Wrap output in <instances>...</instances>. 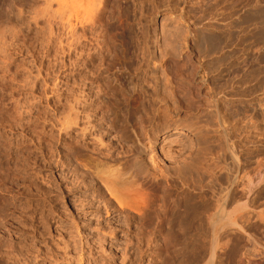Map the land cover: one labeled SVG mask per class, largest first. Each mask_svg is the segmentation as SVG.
<instances>
[{
  "label": "rangeland",
  "instance_id": "1",
  "mask_svg": "<svg viewBox=\"0 0 264 264\" xmlns=\"http://www.w3.org/2000/svg\"><path fill=\"white\" fill-rule=\"evenodd\" d=\"M76 2L77 4H79V6L82 5L84 9L89 7L86 0H77L75 1V3ZM96 2H98V0ZM99 2L101 4V7L104 6L103 10L100 12L102 16L99 14L101 18L100 24L102 26L100 24L96 26L93 36L95 37L96 35L97 37H100V38L104 37V40L102 41L101 39H99L102 42V44L99 45L96 43H92L91 46L89 47L91 48L92 51H95L96 49L98 54H101L102 58L104 59H105L104 56L106 57L108 56L107 59H112L115 52L119 54L122 51H125V55H126L125 59H127L125 64H127V67H128L127 68L128 71L126 72H119L118 69L116 70L118 73L117 75H119L120 82L119 81L114 82V84H119V86H121L122 84L123 86L122 88L124 90L121 88V89H116L117 91L116 93L111 92L107 89L108 88L106 87L107 84L105 82H102L103 84L101 85L103 87L101 85L99 86L101 87V90L104 87H106V90L104 88L103 91H101L102 92L100 94L101 97L98 100L99 103L98 101H96L94 102L93 105L87 106V108L88 109L91 108L92 111L93 109L94 110L96 109L95 111H93V113L96 112L95 116L97 113L98 115L100 113L99 116L98 115L96 116V118H98V122H96V124L101 123L103 125L102 126L103 129L106 125V128L104 130H102V127L99 128L102 131L101 133L97 132L99 136L103 133L100 136V139L102 138L101 139L102 143L109 144L110 147L114 149V150L112 149L110 150L113 151L115 155H117L119 151L121 152L125 151V149L123 148L124 146L126 148L130 146V142H126V141L125 142L119 141L120 142L119 144L118 140L116 139L118 137L117 136L118 129H117V132L111 131L108 133L105 131L108 125L110 124V122L108 121V119H106L107 122H109V124L107 122L105 124L102 118L111 117L110 116L111 113L112 114L115 113V114L112 115L113 117H111L110 120H112V118L115 117L116 120L114 121L116 125L118 124L117 125L118 127L121 124L123 125L125 123L123 125L125 128L128 126L127 129L131 130L135 126V129H138L141 132H143L142 131L143 129L145 134H147L148 132L151 133L154 129H156V127L160 128V126L165 121V118L167 115H171V116H173V114L179 115V112L177 111L179 110V107L176 104V102L171 99L173 97V92H172L173 88L171 87H174V85H171L169 88L170 90V92H168L169 96L168 95L167 97L165 96L167 98V101L165 102V104H161L157 102L155 99V95H154V99H155V102H154L155 105L153 108L154 110H152V112L150 110L147 111V109H149L148 108L149 106V102H148L149 96L148 95H150L152 91L149 89V87L147 88V84L145 83V79L143 78L145 77L144 76L145 70L149 74L152 67L143 66V64L144 65L146 64L144 63V61L142 60V57L140 56L141 50L139 49L135 50L134 48L135 41L137 43L139 36L141 37L143 35L145 39H147L148 41L149 39H151L150 37H152V33L154 32V30L158 32L157 30L158 27H156V21L160 20L162 17H165V16L166 18L167 16L168 18L171 17L170 19H168V22L166 21V24L168 26L175 25L176 22L178 21L176 24L178 27L180 26L181 28H186L187 22L192 21V22H195L196 27H203L204 29V33H203L202 38L200 39V45H199V49H201L204 52L202 62H201V64L203 65L201 67H203V69L207 71V75L209 74L210 82L209 84L206 85V88H204L202 91H199V90L195 91L196 94L198 95L195 99L200 105V107L197 108L199 112L197 113L198 118L196 120L197 121L199 120L198 124L203 125V126L200 125V127H202L206 132H204V135L202 136L203 138L199 139L200 140L199 146H202V144L204 145V147L202 146L203 148L202 147L200 148L203 151L198 150V152L195 151L192 153V155H194L193 158L196 157V159L192 158V160L189 159V161L192 163L195 162L193 163V165L195 164V166L191 164V167L190 166L185 167V169L187 168V171L183 168H181V171L180 169H178L179 170L178 171L176 170L178 168L177 167L178 164H172V163L170 164L168 162H165V164L162 165L165 167L168 166L169 167L168 169L162 166H160V170L158 167L157 169H154V171H152L151 169H145L143 167L136 168V166H132L133 163L131 165V162H133V160L131 159L133 158L132 154H129L128 155L129 157L126 155L127 161H128L126 164L127 166L126 165L122 167L121 165L118 167L117 165L112 166L113 169H121L123 173H126V177L127 175H129L128 176L129 181L131 180L133 182H137L140 185H143L144 193L146 194L148 193L147 196H149L150 199H148L147 196L146 197L150 201L151 200L154 201V199H156L157 197L159 198V195H160V198L156 199L157 201L160 202V200L162 199V195H164L163 193L164 189H167L168 192L171 190V192L167 194L170 197L175 198L174 200L178 202L175 201L177 204L176 205L177 207H175L174 209L172 207L171 211L173 213L170 211L171 213H169V215L170 214L171 215L170 216L168 215L169 223L167 224L169 226L166 224L165 228L161 227V230H160V227L157 229V228H154V225H153V228L152 226L149 227L150 223L147 220L143 221V223H140L135 220L138 223L137 225L134 219L132 218L131 220L133 223L129 224L131 225L129 226L128 224H125V219H126L125 217H127L126 216L127 214L129 215L128 217L134 216L135 213L131 212V209H127L128 212H126L125 215L123 214L120 215V213L115 212V213H112L111 217L106 216L105 211L102 209H101V212L99 213L97 212L100 211V209L97 211L92 210L93 211L92 213L94 214L91 213L92 214L91 215L90 213H87L86 215L88 217V218L86 217L85 219L86 221H88V223L85 222L86 225L85 223H81L82 221H84V218H79L77 222L80 223V225L83 224V226H85V229H83L82 231V233L84 232L83 235L85 234L89 235L90 231L92 232L93 229H98L95 225H97L100 222L102 223L100 227L106 226L107 223L109 224L108 226L112 225V227L114 226L116 227L118 225L119 226L124 225L122 226V228H124L123 229L124 232L126 231L127 238L120 239L121 241L119 240L118 244L116 243L117 245L115 244V247L112 250L114 252L115 264H167V263L168 264H198L202 260V258H204V256L205 258L209 257L210 250H211V243L213 240L212 239L213 234H218V233H213V228L209 224V221L206 220L208 219L206 215H210L212 213L211 208H213L212 206H214V203H213L215 199L214 196L224 186L223 185L225 181L224 179H226L227 176L229 177L233 171V165L232 163H230L231 161L225 160L227 158V156L225 155L226 148H224L225 142L223 141L224 140L223 138L219 139V136H221V132H220L221 123H219L220 120L218 121V119H216V115L213 113V110L209 107L210 106L209 103L211 100L210 98L211 96H209V94L214 95V98L219 100L220 107L223 109L225 114L227 112V114H230L232 116V118L230 119L231 136L233 138L234 144L239 150L241 149L247 154L246 155L244 153L245 155L244 157L246 158L243 157V160H242L243 164L246 167L247 166L250 167V170H251V168L253 169L254 166L256 167L258 165L257 162L262 157L264 158V0H105V1L99 0ZM95 4L99 5L97 3ZM45 5H46V0H0V89L2 87L7 88V86L13 87V88L14 87L21 88V85L24 86V82H25V85L31 84V79H29V75L32 73L33 75L37 73L36 68H34L32 64H33V59H35L36 57H37L36 59H39L41 57V54L38 53V51H39V48L41 47V43L43 42L45 38L44 36L46 34V30L48 26L47 25L48 23L45 17L42 18L40 16L39 18L40 20L38 21L39 15L42 14L40 11L41 9L43 10V8L46 7ZM53 5L54 6H52V9L54 8L56 9V4H53ZM82 6L80 8H82ZM118 6L119 8H122L123 10L122 19L123 21H126L125 25H126V29L129 35H125L124 32H121L120 29H118V27L115 25V20L110 22L112 24L111 26H113V28L111 27V30L113 29L114 32H111V30L108 27H106L108 26L106 25L108 24L106 23L107 22L106 20L108 18V11L111 9L112 11L113 10L117 11L116 9H119ZM77 8H78V5H77ZM181 8H183V10ZM181 12L183 13V15ZM34 17L35 19H33ZM171 19H173L174 24H172ZM174 20H177V21L174 22ZM105 28L107 31L105 30ZM37 29L39 32L37 31ZM108 31H110L111 33L115 35L118 43H116L117 41L114 43L106 39V37L108 36V34L106 33ZM79 33H80V30H79ZM100 33L104 36L99 35ZM105 39L107 40L106 42H105ZM37 41L40 42V46L38 45L39 42ZM120 41H123L122 45L119 44ZM108 45L109 47H107ZM96 46L100 49H98ZM100 46H103V47H100ZM178 47L179 46H177V48ZM183 47L184 46L181 47L182 49L174 48V50L175 49L177 50L175 51L173 50V51L176 53V55L178 53V55L182 56L185 52L184 50L185 48ZM111 51H113L114 53ZM98 54L96 57L97 61L95 60L96 64H94L95 65L94 67H97L96 66L97 63H100V60H101V58H99L100 55ZM193 54L195 56H198L197 52ZM104 59H102L101 62H103ZM47 62L45 64H47ZM181 64L184 65V62H181ZM149 65H152V64L149 63ZM184 70H185V73H183V76L177 77V79L175 80V83H177L178 81L187 83L188 81L187 77L189 76V66L186 65ZM204 70H201V71H204ZM86 71L84 70V73L80 72V74H77L75 78H77V76H78L77 79H82L83 77H86V76L89 77L90 76L88 75L89 72H86ZM48 81L49 82L47 83H49V85L51 86L52 83L55 81V78L53 79V76H52ZM148 81L150 80L148 79ZM2 85H5V86H2ZM92 85L95 86L94 84ZM40 86H42V82H40V85L38 84L37 86L38 91L36 90V93L43 94V95L41 94L43 100L40 106L38 107L39 112L41 113V119L38 122H36L37 125L36 123L32 124L30 128L29 126H27L28 128L26 130V132L28 131L29 132L31 131V133L33 132L32 134L30 133V135H28L26 138H21L20 130H15L11 132L7 127H4L5 125H2V124L0 125V156L3 159V160L1 159V162H2L1 168L3 169L0 170L1 171L0 172V181H1L0 182V185H1L0 186V196H1L0 199L1 200L3 199V201L5 200L6 203H9L10 208L13 206L17 207L18 206L17 204L22 200L26 201V203L28 202L30 206H28L27 204V208L29 211H31L29 212V215L31 214L30 216H33L32 221L30 219L31 222L29 221V224L31 223L32 225H34L33 223H37L38 222L37 219L41 218V216L44 217V215L46 214L48 215L49 213L52 212L51 217H53L52 219L53 221L51 223L53 224L49 225V232L52 230L50 233L56 235V232H55L56 227H63V225H66L65 223L69 224V222H63L62 220H65V221L70 220L69 217L71 218L74 216V214H70V213H72V211L74 212L75 208L77 209V207L80 206V204H82L83 202H85L86 199H89V200L91 199L90 201H92V199L93 200L95 199L94 196H96V194L93 191L83 192L84 190L83 187L78 188V186L80 185L79 187H81L82 185H84L85 182H87L86 179L88 181H91L92 179L87 178L85 175V172H92L93 169H95V165L97 163L103 164V162H102V159H99L98 162L96 161L93 163L91 161V158H89V157L95 158L94 156L91 155V152H89V151H92L94 147H96L94 146L95 144L93 141L91 142H89L90 140L83 141V140H80L81 137L79 138L72 137L64 133L63 139L67 140V142L66 143L64 142L65 144H62V145L59 143L60 134H59L58 128L57 127L55 128V124H53V122L55 123V121L58 118V115L60 116L61 113L66 112V108L68 106V103H67L68 100L63 99L61 102H59V99L56 98L57 97L56 95L53 94V96H51L49 90H48V93L47 91L45 93L42 92L43 88ZM139 86H142L144 90L138 93L139 95H136L131 99L134 93L133 87L137 88ZM28 87L31 88V85H29ZM29 91L30 90H26L22 96L24 97L26 96L28 98V96H30ZM87 92H90V90L88 89ZM110 92L115 93V96H116V97H113L111 100L108 99L109 98L108 95H112ZM122 92L125 95H120L122 94ZM117 93H120V94H117ZM92 94H95V93H92ZM90 96H94V95H90ZM9 98L10 97H8V99ZM120 98H123L122 99L123 102H121ZM174 98L175 97H173V99ZM92 99H94V97H92ZM124 99L125 100L127 99V100L125 101ZM133 99L135 100L133 101ZM116 100H120V101H116ZM129 101L134 102V104L131 105L132 103H130L129 105ZM122 105H124V107ZM193 112L182 113L183 115H181L180 117L181 118L183 117L182 119H184L185 117H187L186 115L190 116V114H192ZM151 113L152 114L154 113L153 114L154 116L150 115ZM136 116H138L137 118L140 117V120H141L140 123H142L141 125L140 124L137 125V123H135L136 122L135 120L137 119L135 118ZM3 117L4 119L6 118V116H3ZM26 118L31 119V116L26 117ZM100 119H102V121ZM211 119L212 120L214 119V120L212 121ZM225 119H227V117ZM149 122H151V124ZM227 123H226V126H227ZM141 126L142 128H140ZM207 126L209 129H211V130H208V133L206 130L208 129ZM132 130H134V128ZM218 132L220 133L218 134ZM35 138L36 139L43 138L42 140L40 139L42 141L41 143H43L42 146H41V143L39 145L36 144ZM75 140L79 141L78 142L79 144ZM201 140L203 141L201 142ZM200 142L202 144H200ZM72 146L73 148L74 147L75 148L73 151L69 152L68 149L71 148ZM120 147L121 149H119ZM222 149H225V150H222ZM62 152H65L67 154L65 155V153H62ZM121 152H119V154ZM61 153L63 155H61ZM224 155L226 156V158ZM63 156H64V159H62ZM200 156L202 157L200 158ZM196 161L197 163H199V165L196 164ZM61 162L63 163V167H61ZM88 164L89 165L91 164V166H88ZM170 166L171 167L174 166L176 168L174 169L175 171L173 170L174 167L170 169ZM197 166H198V170H197ZM125 167L128 168V170ZM189 167L190 168L193 167V168L189 169ZM228 169L230 170V172H227L228 173L227 174L225 170L229 171ZM176 171H178V173L179 172L181 173L183 171L184 173L182 172L180 175ZM223 173L224 174L226 173L224 175L225 178L223 176ZM222 177H223V180H222ZM155 179L157 180V182ZM220 181L221 183L222 182L223 183L221 184ZM70 182L71 184L72 182L73 184L77 182L74 185V186H77V188L75 187L76 189L72 185L73 187L72 190H75V191H71V192L69 191L68 193L66 191L60 192L59 189H57L59 185H61V187L65 189L66 188L65 185L68 186L67 184H70ZM255 190L257 191L259 189L256 188ZM72 192H74L75 194ZM258 192L259 191H257V193ZM239 194L240 193H238V195ZM83 195H86V196L83 197ZM255 195L257 196V194ZM255 195L253 197H256ZM80 196L83 198H81ZM74 199L76 201H73ZM98 204L99 203L97 201L94 207L96 208ZM14 207L12 209H14ZM16 207L14 210L17 209ZM176 208H178V210ZM48 210H49V213H48ZM53 210H55V212ZM207 212H209V214H207ZM96 213L97 215L100 214L99 215L100 219L98 218L99 216H97ZM62 214L63 215L65 214L64 217ZM178 216L181 218H179ZM34 217L35 218L37 217V219H34ZM60 218H61V221L59 220ZM105 218H108L110 222H107L106 220L108 219H105ZM111 218L113 219L111 220ZM104 221L106 223H104ZM206 221L208 223H206ZM59 222H61L60 223L61 225H58ZM178 222L179 224L177 225ZM180 223L184 226L183 228ZM144 224L146 228L143 226ZM262 226H260L261 228L260 227L258 228V223L255 222L254 227L260 229V232L258 233L257 229H255L256 231L255 230L253 231L254 233L257 232L255 234L256 237L258 238L261 237L262 239H264L263 238L264 237V226L263 227ZM42 229H40V231H42ZM126 229L127 230L129 229V232ZM154 229H157V231ZM227 229H229V233H227L228 232ZM65 230H67V227L65 228ZM119 230H122V229H119ZM221 231L223 233L226 232V234H221L222 233ZM221 231L218 234L219 236L220 234L223 235V237L220 236V242L222 243L223 240L225 242L230 241V245L232 246L228 247V249H226L227 251L224 250L225 252L224 251L217 252L219 254V255L217 254V259L220 258V256L221 258L217 260L216 264H222V263L223 264L225 263L226 264H237L236 262H238V260L241 257V254L247 248L245 247L246 246L245 244H246V241L248 240L247 239L248 237L246 236L244 237V235L233 232L232 230H230V228H226V227ZM73 232L76 233L75 230H73ZM261 233H263L262 236H261ZM123 234L124 233L120 232L119 236L122 237ZM227 234L230 236H228ZM257 234L259 235L257 236ZM9 235L15 238L16 233L15 231H13ZM241 235L243 238L241 237ZM37 236L39 237V235ZM128 237L132 238V240L134 239V241L137 240L135 246L134 244H132L131 241H130L131 244L129 241H126ZM226 237L228 240L226 239ZM55 238H57V235L55 236ZM31 239L33 241H31ZM26 240H27L26 243H28V245L29 243H31L30 246L34 247L35 249L36 248L42 249V247L44 246L43 243L46 240V237H40L39 239L27 238ZM209 241H210V244H209ZM128 242L129 244H127ZM33 244L35 246L36 244L39 245V248L38 246L35 247ZM124 248H127V249H124ZM261 252H262L261 249L259 250L258 249L254 250V248L252 250L249 249L247 251V254H248L247 258H251V262H253L252 264H255V263L264 264V261H262L260 258V256L262 257V255H259V257L257 256ZM221 253L222 255H220ZM133 260H135L136 263Z\"/></svg>",
  "mask_w": 264,
  "mask_h": 264
},
{
  "label": "bare ground",
  "instance_id": "2",
  "mask_svg": "<svg viewBox=\"0 0 264 264\" xmlns=\"http://www.w3.org/2000/svg\"><path fill=\"white\" fill-rule=\"evenodd\" d=\"M75 1H77V0H46V5H45L46 7L44 6L45 8H43V10L41 9L40 12L42 14L39 15L38 21L40 20L39 19L40 16L42 18L45 17L47 20L48 26H47L46 34L44 33L45 38H44L43 42L41 43V47L39 48V51H38V53L41 54V57L39 59H36L37 57L35 59H33V64H32L33 67L36 68L37 73H35L33 75L32 72H31L32 74H30V72H29V74H30L29 79H31V84L25 85V82H24V86L21 85V88H17V87L13 88V87H9L7 85H6L7 88H3L2 86H5V85L1 86L2 88L0 89V125L1 124L5 125L4 127H7L11 132L15 131V130H20L21 131L20 132L21 138H26L28 135H30L31 131L26 132V130L28 128L27 126H29V128H30V126L32 124H35L36 122H38L41 119V113L39 112L38 107L40 106V104L43 100L42 99L43 94L42 93H36V90L38 91L37 86H38V84L40 85V82H42V86H40L43 88L42 92L45 93L47 91V93H48V90H49L50 95L51 96H53V94L56 95L57 96L56 98L59 99V102H61L63 99L68 100V102H67L68 106L66 108V112L61 113L60 116L58 115L57 120L55 121V123L53 122V124H55V128L56 127L58 128V131L60 134L59 143L61 145L65 144L67 142V140L63 139L64 133L69 135V136H72V137H77V138L81 137L80 140H83V141L84 140L85 141L90 140L89 142H91V141L94 142L95 145L94 144L93 145L96 147H94L92 149V151H89V152H91V155L94 156L95 158H93V157H89V158H91V161L93 163L96 161L98 162L99 159H102L103 164L97 163L95 165V169H93L92 172H85L86 177L90 178L92 180L88 181L86 179L87 182H85V184L83 183L84 185H82L81 187H79L80 186L79 185L78 188L83 187V189H84L83 192L84 191H86V192L93 191L96 194V196H94L95 199L94 200L92 199V201H90L91 199L90 200L86 199V201L83 202L82 204H80V206H78L77 209L75 208L74 212L73 211H72V213L68 212L70 214H74V216L72 215L73 217H71V218L69 217L70 220H68V221H65V220H62V221L63 222H69V224L65 223L66 225H63V227H56L54 225L56 227L55 228L56 230L55 229H53V230H55L58 239L55 238L56 235L50 233L52 230L49 232V225L53 224V223H51L53 221L52 220L53 217H51L52 212L49 213V210H48V213L50 215L49 214L48 215L43 214L44 217L41 216V218H39V219H37V217L36 218L34 217V219L38 220V222H37L38 224L33 223L34 225H32L30 223L31 224L30 225L29 221H30V219L32 221L33 216H30L31 214L29 215V212H31V211H29L27 208L28 202L26 203V201H24V200L20 201L17 204L18 206L17 207L15 206L17 209L14 210L15 209L14 206H13L14 209H12L13 207L10 208L9 203H6L5 200H4L5 201L4 202L3 199L2 200L0 199V264H115L114 252L112 250L114 249L115 244L116 243L118 244V241L120 239H123V238L126 239L127 238V236H126L127 233H126V231L124 232V230H123L124 228H122V226H124V225H122V226L118 225L116 227L113 225L114 227H112V225L108 226L109 224L107 223L106 226L100 227V225H102V223L99 221L100 223H98V224L96 223L97 225H95L98 229H93L92 232L90 231L89 235H86V234L83 235L84 232L82 233V231H83V229H85V226H83V224L80 225V223H78L77 220L79 218H84V221H82L81 223H85V222L88 223V221L85 220L87 217L86 215H87V213L91 214L93 212L92 210L97 211L100 209V211L97 212V213H99V212H101V209H102L105 211L106 216L111 217L112 213L118 212V213H120V215L121 214L125 215V213L128 212L127 209H131V212H133L135 214H134V216L130 215L131 217H128L129 215L127 214L126 215L127 217H125L126 219L124 218L125 224H128V225L132 224L133 222H132L131 218L134 219V221L136 220L140 223H143V221L147 220L150 223L149 227L152 226V228H153V225H154V228L158 229L160 227V230H161V227L165 228L166 224L169 223V216L171 215V214L169 215V213L172 212L171 208L173 207V209H174L175 207H177L176 202H178V201L174 200L175 198H172L167 194V193L171 192V190L168 192L167 189H164V191H163L164 195H162V199L160 200V202L156 200L158 197L156 199L153 198L154 201L148 200L150 198H149V196H147L148 193L147 194L144 193L143 185H140L137 182H133L131 180L129 181L128 180L129 175H127V177H128L127 178L126 173H123L121 169H113L112 166L117 165V167H118L121 165V167H122V166L126 165L128 162L127 156L129 154H132L133 158H131V159L133 160V162H131V165L133 163L132 166H136V168L143 167L145 169H151L152 171H154V169H157L159 167V170H160V166L165 164V162H168L170 164L171 163L172 164H178L177 169L175 168L176 165H175V167L172 166V167H174L173 170L174 169H176V170L180 169V171H181V168L185 169V167H188V166L191 167V164L193 165V163H195V162L192 163L189 161V159L192 160V158L194 156V155H192V153L195 151L198 152V150L199 151L201 150L200 148L202 146L204 147V145L201 143L203 140H201V142H200V144H202V146H199V141H200L199 139L203 138L202 136L204 135V132H206V131L202 127H200L201 124H198L199 120L198 121L196 120L198 118L197 113L199 112L197 110V108H199L200 105L198 104V102L195 99L198 96L195 91H197V90L202 91L204 88H206V85L209 84V82H210L209 74L207 75V71H205L203 69V67H201L203 65V64H201V62H202L204 52L201 49H199V45H200V39L202 38L203 33H204L203 27H196L195 22L188 21L187 25L185 24L186 28H181L180 26L178 27L176 25L178 22L177 20H174V22L177 21L175 25L168 26L166 24V21L168 22V19H170L171 17L168 18V16H167V18H166V16L162 17V15H161L162 18L160 20L156 21V27H158L157 28L158 32L156 30H154L153 33L151 32L152 37H150L151 39H149L148 41H147V39H145V37L142 34H141L142 35L141 37L140 36L138 37L137 43L135 41L134 48H135V50H138V49L141 50L140 56L142 57V60L146 64V65L143 64V66L152 67L149 74L146 70H145V72L143 71L144 76H145L143 79H145V83L147 84V88L149 87V89L152 91V92L149 91V92H151V94L148 95L149 96L148 97V102H149L148 108L149 109H147V111L150 110L152 112V110H154L153 108L155 105V103H154L155 99L157 102H159L161 104H165V102L167 101L166 97H167V95L169 96V94H168V92H170L169 88L171 85H174V87H171V88H173L172 92H173V97H175V98L173 99V97H172L171 99L173 101H175L176 104L178 105L179 110H177V111L179 112V115L178 114L177 115L173 114V116L167 115L165 118V121L160 126V128L156 127V129H154L151 133L148 132L147 134H145L143 129H142L143 132H141L140 130L135 129V126L134 127L132 126L134 128V130H132L133 128L131 130L127 129L128 126L125 128L123 126L125 123L123 125L121 124L118 127L117 126L118 124L116 125L115 121H114V120H116L115 117L112 118V120H110V118L113 117L112 115L115 114V113L112 114L111 113L112 111L110 110L111 111L110 112L111 117L105 118L103 116L104 118H102L104 120L103 122H105V124L107 122L106 119H108V121L110 122V124H109V122H107L109 125L105 131L108 133L111 131L117 132V129H118V132H117L118 137L116 138L118 140V142L119 141L120 142H125V141L130 142V146L128 148H126L125 146L123 147L125 149V151H123V152L119 151V152H121L120 154L118 151H116V152H118V154L115 155L113 153V151L110 150L112 148L110 147L109 144L102 143V140H101L102 138L100 139V136L103 133L100 136L97 134V132H100V133L102 132L101 129H99V128H101L103 125L101 123L96 124V122H98V118H96L98 113L96 114V116H95L96 112L93 113V111H95L96 109L95 110L93 109V111H92V109L89 108V109H91V110H89L87 108V106H91L94 104V102L99 100V98L101 97L100 94L102 93L101 91H103L104 88L106 90V87H108L107 89L109 91L116 93L117 92L116 89H121L123 87L122 84H121V86H119V84H114V82H118V81L120 82L119 75H117L118 73L116 71L117 69L119 70V72L128 71L127 64H125L126 60H127V59H125L126 58L125 57L126 56L125 51H122L119 54L111 51L114 53L112 59H107L108 56L107 57L104 56L105 59L102 58V55L98 54L96 49H95V51H92L91 48L89 47V46H91L92 43H96V44L100 45V44H102V42L99 39H101L102 41L104 40V37L100 38V37H97L96 35H95V37L93 36L95 29H96V26L101 23V18H100L101 13L100 12L103 10L104 6L102 5L103 7H101L99 0H98V2H96L97 0H86L89 7L84 9L82 5H81L82 8H80L81 6H79V4H77V2L75 3ZM103 1H105V0H103ZM95 3H97L99 5H96ZM53 4H56V9L54 7H53L54 9H52V6H54ZM76 4L78 5V8H77ZM114 4H116V3H114ZM118 8H119V6H118ZM106 9H108V8H106ZM181 9L183 10V8H181ZM116 10L117 11H115V10L112 11V9H111L108 11V18L106 20L107 21L106 23H108L106 25H108V26H106V27H108L111 30V27L113 28V26H111L112 24L110 22L115 20V25L118 27V29H120L121 32H124L125 35H129V33L126 29V25H125L126 21H123V19H122V11H123L122 8H119ZM102 14H104V13H102ZM182 15H183V13H182ZM182 17H184V16H182ZM33 19H35V17ZM173 19H171L172 24H174ZM36 22H37V20H36ZM33 23H35V22H33ZM181 26H182V24H181ZM98 28H99V26H98ZM79 30H80V33H79ZM105 30H106V28H105ZM37 31H38V29H37ZM101 31H103V30H101ZM96 32H97V30H96ZM108 32L106 33V34H108V36L105 35V36H107L106 39L109 40L110 42L115 43L117 41L116 37L113 33H111V32H114L113 29L111 30V32L110 31H108ZM99 35L104 36L101 33ZM106 39H105V42L107 41ZM37 42H39V41H37ZM122 42L123 41H120L119 44L122 45L123 44ZM116 43H118V41ZM38 45L40 46V42ZM99 45H98V47H99ZM105 46H106V44H105ZM177 46H179V47L177 48ZM182 46H184L183 48H185L184 54L181 56V55H178V53H177V55H176V53L174 51L177 49H180ZM100 47H103V46H100ZM107 47H109V45ZM174 48H177V49L174 50ZM98 49H100V48H98ZM101 50H102V48H101ZM107 50H108V48H107ZM98 51H100V50H98ZM195 52L198 53V56H195L193 54ZM97 54L100 55V57L99 56L98 57L101 58V60L104 59L105 61L103 60V62H104L103 63L100 60V63H97V65H96L97 67H94L95 66L94 64H96V61H97L96 60ZM46 62H47V64H45ZM181 62H184V65H182ZM149 63H151L152 65H149ZM185 63H186V65L189 66V76L187 77L188 81H187V83L180 82V81H178V82L176 81L177 83H175V80L177 79V77H182L183 73H185V70H184V68L186 66ZM84 70L85 71L88 70L86 72L90 73V74L88 73V75H90L89 77L86 76L87 75V73H86V75H85L86 77H83L82 79H77L78 76H77V78H75V76L77 74H80V72L84 73ZM201 70H204V71H201ZM146 75L148 78L146 77ZM52 76H53V79L55 78V81L50 86L49 83H47V82H49L48 80ZM140 77H142V76H140ZM79 78H81V77H79ZM148 79L150 81H148ZM23 81H24V79H23ZM102 82H105L107 84V86L101 90V87L99 85L103 84ZM50 84H51V82H50ZM92 84H94L95 86H93ZM29 85H31V88L28 87ZM10 86H11V84H10ZM88 89L90 90V92H87ZM24 90L25 91L30 90L29 91L30 96H28V98L26 96L25 97L22 96L25 92ZM142 90H144V88L142 86H139L137 88L133 87L134 93H133L131 99L134 96L139 95L138 93H140ZM123 92H122V94H120V93H117V94L125 95V94H123ZM92 93H95V94H92ZM115 93H111L113 96L108 95V97H109L108 99L111 100L113 97H116ZM90 95H94V96H90ZM154 95H155V99H154ZM209 96H211L209 107L213 110V113L216 115V119H218V121L220 120L219 123H221V131H220L221 136H219V139L223 138L224 139L223 141L225 142V146H224V148H226V154L225 155L228 158L227 159L226 156L224 155L226 158L225 160L231 161L230 163H232V165H233V171H232V174L229 173L230 174L229 177L227 176V178L224 179L225 180L224 184H223L224 186L223 187L220 186L222 188L214 196L215 197L214 202H213L214 206H212L213 208H211L212 213L210 215H206L208 217V219H206V220L209 221V224L212 226L213 233L219 234V232L226 227V228H230V230H232L233 232L240 233V234L244 235V237L245 236L248 237L247 238L248 240L246 241V244H245L246 245L245 247H247V248L241 254L240 259L238 260V262H236L237 264H252L253 262H251V258H247L248 257L247 251L249 249L252 250L253 248H254V250L255 249H258V250L261 249L262 252L259 253L257 256L259 257V255H262V257L260 256V258L262 261H264V239H262L261 237L260 238L256 237L255 234L257 232L254 233V231H253V230L257 229L258 233H259L260 229H258V228L262 225L264 226V158L260 157L261 159L260 160L258 159L259 160V161L257 160L258 162L256 161L258 163V165L256 167L254 166L255 169L251 168V170H250V167H248V166H247L248 167V169H247V167L242 162L243 157L245 156L244 155L245 152L242 151L241 149L239 150L235 146L233 138L231 136V121H230V119L232 118V116L230 114H227V112L225 114L223 109L220 107L219 100L215 99L214 95L209 94ZM8 97H10L9 98L10 100L8 99ZM92 97H94V99H92ZM122 99L123 98H120L121 102H123ZM135 99H133V101ZM120 100H116V101H120ZM139 100H141V99H139ZM168 100H169V98H168ZM141 102H143V101H141ZM98 103H99V101H98ZM130 103H132L131 105L134 104V102H132V101H129V105H130ZM168 103H169V101H168ZM112 104H113V102H112ZM122 106L124 107V105H122ZM96 107H98V106H96ZM112 110H113V108H112ZM207 111H209V110H207ZM185 112H193V113L190 114V116L185 114L187 117L182 119L183 117L181 118L180 116L183 115L182 113H185ZM153 114L151 113L150 115H153ZM99 115H100V113H99ZM196 115H197V117H196ZM3 116H6V118L7 117H9V118L4 119ZM29 116H31V119L26 118ZM133 116H134V114H133ZM137 117L138 116H136L135 118H137ZM226 117H227V119H225ZM33 118H34V120H33ZM102 119H100V120L102 121ZM138 119L140 120V117L135 120L136 121L135 123H137V125H139V124L141 125L142 124V123H140L141 120L139 121ZM100 120H99V122H100ZM227 121H228V123H227ZM51 122H52V120H51ZM149 123L151 124V122H149ZM226 123H227V126H226ZM36 125H37V123H36ZM142 126L140 128H142ZM201 126H203V125H201ZM105 128H106V125H105L104 129ZM136 128H137V126H136ZM207 128H208V126H207ZM217 128H218V126H217ZM104 129L102 127V130H104ZM206 130L208 133V130H211V129L208 128ZM220 132H218V134ZM207 137H208V135H207ZM40 139L35 140L37 145H39L42 142L41 140L43 138L41 140ZM79 141H76V142L78 143ZM120 142H119V144H120ZM97 143H98V145H97ZM42 144L43 143H41V146H42ZM73 146L71 148L67 147V148H69L68 149L69 152L74 150L75 147L73 148ZM86 147H87V145H86ZM116 147H117V145H116ZM65 149H66V147H65ZM86 149H88V148H86ZM119 149H121V147ZM112 150H114V149H112ZM222 150H225V149H222ZM63 151H65V150H63ZM201 151H203V150H201ZM62 153H65V152H62ZM62 153H61V155H63ZM249 153H250V151H249ZM66 154L67 153H65V155ZM201 157L202 156H200V158ZM194 158L196 159V157H194ZM244 158H246V157H244ZM1 159H2V157L0 156V170L3 169V168H1V164H2ZM62 159H64V156ZM198 160H200V159H198ZM197 161H196V164L199 165V163H197ZM129 164H130V162H129ZM88 166H91V164L90 165L88 164ZM193 166H195V164ZM201 166H202V164H201ZM61 167H63L62 162H61ZM72 167H73V165H72ZM162 167H165V166H162ZM172 167L170 166V169ZM190 167H189V169L193 168V167L192 168H190ZM165 168L168 169L169 167L167 166ZM126 169L128 170V168H126ZM224 169H225V167H224ZM185 170L187 171V168ZM197 170H198V166H197ZM178 171H176V172L178 173ZM225 172L226 173L230 172V170L229 171L225 170ZM181 173L179 172L178 174L181 175ZM225 174L223 173V176ZM224 178H225V176H224ZM62 180H63V178H62ZM222 180H223V177H222ZM156 182H157V180H156ZM220 183H221V181H220ZM70 184H71V182H70ZM70 184H67L68 186L65 185V187H66L65 189L62 188L61 185H59V187H57V189H59L60 192L66 191L68 193H69V191L70 192L75 191V190H72V188H73L72 185L74 186L75 184H73V182L71 185ZM172 186H173V184H172ZM75 187L77 188V186H74V188ZM256 188L259 189V190H257V191H259L258 193L255 190ZM193 189H194V187H193ZM2 192H3V190H2ZM77 192H79V191H77ZM254 192H255V194H257V196L254 194ZM72 193H74V192H72ZM238 193H240V194L238 195ZM153 195H155V194H153ZM254 195L256 197H253ZM85 196L86 195H83V197H85ZM146 196L148 197V199ZM83 197H81V198H83ZM159 198H160V195H159ZM87 200H89V201H87ZM73 201H76V200L74 199ZM97 201L99 204L95 208L94 206L96 205ZM13 204H15V203H13ZM203 205H205V204H203ZM28 206H30V204H28ZM35 208H36V206H35ZM40 209H42V208H40ZM176 209L178 210V208H176ZM125 210H127V211H125ZM53 211L55 212V210H53ZM68 213H66V214H68ZM97 213H96V215H97ZM198 213H200V212H198ZM90 214H89V216H90ZM92 214H94V213H92ZM207 214H209V212H207ZM64 215H63V217H64ZM99 215H97V216H99ZM181 215H182V213H181ZM172 217H174V216H172ZM98 218L100 219V216ZM179 218H181V217H179ZM105 219H108V218H105ZM112 219L113 218H111V220ZM122 219H123V217H122ZM59 220L61 221V218ZM108 220H106V221L110 222V220L109 221ZM207 221H206V223H208ZM119 222H121V221H119ZM180 222H181V220H180ZM255 222L258 223V228H255L256 226L254 227ZM60 223L61 222H59L58 225H61ZM104 223H106V222L104 221ZM136 224L138 225L137 222H136ZM178 224H179V222L177 223V225ZM85 225H86V223H85ZM93 226H94V224H93ZM129 226H131V225H129ZM143 226L145 227V224ZM170 226H171V224H170ZM66 227H67V230H65ZM183 227L184 226L182 225V228ZM210 227H208V228H210ZM172 228H170V229H172ZM40 229H42V231H40ZM119 229H122V230H119ZM129 229H131V228H129ZM129 229L128 230L126 229V230L129 232ZM136 229H138V228H136ZM157 229H154V230L157 231ZM73 230H75L76 233H74ZM87 230H89V229H87ZM13 231H15V233H16V236L14 235L15 238H13L11 235H9ZM63 231H65V232H63ZM150 231H151V229H150ZM227 231H228L227 233H229V229H227ZM120 232L124 233L122 237L119 236ZM218 234H213V238H212L213 240L210 238L212 240V243H211V250H210L209 257L208 258H205V256H204V258L201 257L202 260L198 264H216L217 260L221 258V256H220V258L217 259V254H218L217 252L224 251V250L228 249V247L232 246V245H230V241L225 242L223 240L222 243L220 242V236L223 237V235H221V234H226V232H224V233L222 232L220 234V236ZM262 234L263 233H261V236H262ZM37 235H39V237ZM242 235H241V237H242ZM258 235L259 234H257V236ZM228 236H230V235H228ZM40 237H46V240L43 243L44 246L42 247V249L39 248V245H37V244H36V246H38L39 249H37V248L35 249L34 247L30 246L31 243H29V245H28V243H26L27 238L39 239ZM223 239H225V238H223ZM226 239H227V237H226ZM31 241H33V240L31 239ZM126 241H129V242L131 241L132 244H134V246H135L137 240L134 241V239L132 240V238L128 237V239ZM42 242H43V240H42ZM129 242L127 244H129ZM131 242H130V244H131ZM125 243H124V245H125ZM209 244H210V241H209ZM124 249H127V248H124ZM110 251H112V252H110ZM135 252H137V251H135ZM135 252H133V253H135ZM222 253L220 255H222ZM257 253H258V251H257ZM122 261H123V259H122ZM133 261H135V260H133ZM222 262H224V261H222ZM135 263H136V261H135Z\"/></svg>",
  "mask_w": 264,
  "mask_h": 264
}]
</instances>
